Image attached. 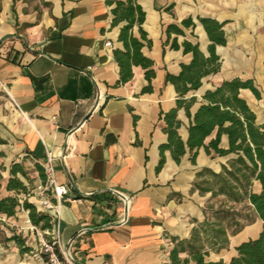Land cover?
I'll return each mask as SVG.
<instances>
[{
	"label": "crops",
	"instance_id": "crops-1",
	"mask_svg": "<svg viewBox=\"0 0 264 264\" xmlns=\"http://www.w3.org/2000/svg\"><path fill=\"white\" fill-rule=\"evenodd\" d=\"M111 1L0 0V164L6 168L1 194H14L7 190L14 163L33 171L35 188L45 183L36 163L53 156L57 185L68 194L59 201L48 193L53 205L48 210L40 208L37 195L20 197L52 216L63 243L73 240L79 264H173L171 255L176 247L181 249L180 241L191 240L193 229L207 216L215 219L209 205L215 210L231 207L239 213L242 229L234 234L228 227V246L218 251L203 236L207 261L229 263L240 244L259 237L264 222L249 198L234 202L195 187L199 172L221 173L237 154H208L201 147L193 162L195 151L187 147L178 163L166 149L165 163L158 169L161 149L169 143L165 114L178 108L179 99L167 74L179 75L182 65L192 62L193 54L185 53L186 41L210 56L213 42L199 18L218 21L226 38V44L216 45L221 67L186 95L196 102L191 118L185 108L178 110V134L187 143L205 94L236 78L254 81L261 96L241 89V97L264 126V0H137L146 14L142 28L152 42L143 40L142 52L154 61L156 75L150 82L146 69L134 65L127 83H119L115 58L116 50H124L120 34L127 21L115 25L113 12L117 1L127 0ZM189 18L195 27L183 24ZM133 33L141 38L138 24ZM150 84L152 90L145 91ZM99 90L104 100L97 107ZM229 147L224 134L220 148ZM115 191L131 199L125 224H118L123 205ZM252 191H262L260 181L254 180ZM33 227L25 209L13 217L0 216L4 240L20 232L38 237ZM84 229L87 233L78 236ZM179 256L197 264L189 250Z\"/></svg>",
	"mask_w": 264,
	"mask_h": 264
},
{
	"label": "trees",
	"instance_id": "trees-1",
	"mask_svg": "<svg viewBox=\"0 0 264 264\" xmlns=\"http://www.w3.org/2000/svg\"><path fill=\"white\" fill-rule=\"evenodd\" d=\"M137 0L117 1V6L113 10L115 14L114 24L127 21L122 28L120 41L124 44V50H116L115 58L120 66L121 79L119 83H127L132 80L133 66H142L146 69V77L151 82L156 75L154 61L142 52L147 41V33L143 30L142 24L145 21V12L142 7L136 3ZM112 3L114 0L111 1ZM204 25L211 41L209 46L210 56L206 57L200 50L199 45L191 42H184L185 53H192L193 60L190 64H183L179 75L167 74V82L175 85L179 94L178 108L165 114L167 122L166 132L169 143L162 147V160L158 169L160 170L165 163L164 151L170 149L174 159L179 163L187 152V147L192 152L201 147H205L208 154L215 151L224 156L231 153L238 155L236 159L229 162V167L224 166L221 173H214L204 169L197 174L200 181L197 180L195 187L201 193L212 191L214 196L225 194L231 201L240 202L249 198L254 205L256 212L264 222V126L257 124V116L250 108L247 101L241 97V89H251L255 95L260 97V92L254 81L236 78L224 82L215 91H208L204 96L205 103L196 113L194 120L189 128V139L185 143L178 134V128L181 121L177 119V113L180 108H185L188 116L191 118L190 108L196 102V97L187 99L186 95L198 90L203 85V79L219 71L221 67L220 57L216 54V45L226 44L223 24L209 18H199ZM140 27L141 38L133 33L134 26ZM187 27H195L196 23L192 18L183 21ZM182 32V30H179ZM175 47L179 48L178 45ZM145 91H151V84ZM217 132L216 138L209 145L205 140L214 132ZM226 134L229 137L230 147L228 150L221 149L220 143L222 136ZM198 151L194 152L193 162L196 161ZM36 168L40 176L46 182L44 168L36 163ZM6 168L0 164V216H16L21 209L29 211L30 219L33 225L43 230L53 229L52 216L49 213L39 209L28 199L22 201L20 195H28L31 192L32 179L24 163H14L10 169V178L7 184V190L14 192L13 195L2 196V171ZM207 176L214 179L215 183L207 180ZM254 180L262 184V191L254 193L252 186ZM28 182V183H27ZM215 186L217 188H215ZM208 209L213 212L214 220L205 219L193 229L191 240L180 241L181 249L176 247L172 252L173 264H189L190 259L182 260L180 252L190 251L192 259L197 264H264V228L256 239H250L237 247L238 255L233 257L229 263L225 261H207L209 254L205 251L203 236L210 241L212 247L220 251L226 248L229 243L228 227L233 228L236 234L242 229V224L238 219L239 213L234 209L226 208L223 205L216 210L214 205H209ZM227 222V226L224 224ZM8 240H17L20 247L24 246V240L14 235Z\"/></svg>",
	"mask_w": 264,
	"mask_h": 264
},
{
	"label": "built area",
	"instance_id": "built-area-1",
	"mask_svg": "<svg viewBox=\"0 0 264 264\" xmlns=\"http://www.w3.org/2000/svg\"><path fill=\"white\" fill-rule=\"evenodd\" d=\"M107 46H112L111 42L106 43ZM104 100L103 94L100 90L96 97V106L98 107ZM70 154V153H69ZM68 158V153L65 154L62 159L65 161ZM38 162V161H36ZM44 168L46 174V182L40 184L34 189V195L39 197V206L45 210L53 207L51 199L48 193H51L57 200L63 199L68 191L61 186L57 185L55 179V158L48 155L47 161L45 163H40ZM115 194L122 201L123 205V217L118 224H125L129 221V209H130V197L123 192L115 191ZM31 196V194H29ZM46 233L50 236L49 239H44L41 243V252L47 257V264H79L72 250L73 240L69 243H63L62 235L59 225L53 227L52 230H47ZM87 233V230H82L78 236L82 237Z\"/></svg>",
	"mask_w": 264,
	"mask_h": 264
},
{
	"label": "rangeland",
	"instance_id": "rangeland-1",
	"mask_svg": "<svg viewBox=\"0 0 264 264\" xmlns=\"http://www.w3.org/2000/svg\"><path fill=\"white\" fill-rule=\"evenodd\" d=\"M29 171V176L32 179L31 182V196L34 195V182L35 177L34 173L31 170ZM28 183V182H27ZM28 194L27 197L31 198ZM25 200V199H24ZM27 211V210H26ZM252 219H250L251 221ZM36 231H39V236H33V234H28V236H24L22 232L19 234L15 233V235L19 236L21 239L24 240V246L20 247L17 240H4L5 235L0 233V241L2 242L3 249L0 251V264H47V257L43 255L41 252V243L44 239H49L50 236L46 233L48 230H43L40 227H33Z\"/></svg>",
	"mask_w": 264,
	"mask_h": 264
}]
</instances>
